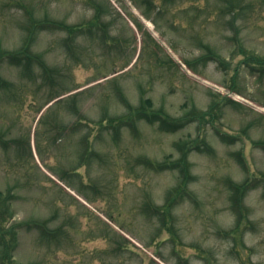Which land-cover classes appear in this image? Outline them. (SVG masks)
Listing matches in <instances>:
<instances>
[{"label":"rangeland","instance_id":"obj_1","mask_svg":"<svg viewBox=\"0 0 264 264\" xmlns=\"http://www.w3.org/2000/svg\"><path fill=\"white\" fill-rule=\"evenodd\" d=\"M22 49L30 65L1 58ZM249 57L264 58V0H0V233L12 260L264 264V188L248 192L250 221L236 228L226 183L264 174V71ZM146 99L214 121L110 125ZM195 139L213 151L192 145L189 194L163 218L153 207L181 175L147 163Z\"/></svg>","mask_w":264,"mask_h":264},{"label":"trees","instance_id":"obj_2","mask_svg":"<svg viewBox=\"0 0 264 264\" xmlns=\"http://www.w3.org/2000/svg\"><path fill=\"white\" fill-rule=\"evenodd\" d=\"M50 22L46 21V25L48 26ZM55 25H58L57 23H53ZM49 24V25H53ZM66 27V26H65ZM68 29V26H67ZM23 50V49H22ZM7 55L8 57H6ZM2 60L7 58L10 63H16L17 65H22L23 63L25 65H30L34 59V56L30 53V51L23 50V51H17V52H6V54H1ZM255 61V63H258L260 65L262 73L264 71V58H251L249 57L247 59V62ZM253 63V62H252ZM254 63V64H255ZM261 73V72H260ZM230 103H233L234 105H239L240 103L230 100ZM128 105L129 108V114L127 115V118L124 116H121L119 118L111 119L110 125L113 126L115 124V121L117 120L120 122V125L129 126L132 129H136V123L138 121L144 120L148 122L151 125L157 124L159 129L161 131L165 132H177L178 130L186 127L191 122H195V120L205 121L207 119V116H210V122H213V116L210 115L207 112H200V113H194V114H186L183 117L180 118H173L169 114H167L164 110L161 109H153V102L150 99H146L142 102V106L139 108L132 107L131 105ZM129 116V117H128ZM221 135V138L224 142L233 141L236 139L235 137H232L233 139H230L228 135ZM199 139L190 140L189 141H182L179 145V149L181 151L180 158H177L176 160H171L170 158L164 162H157L154 163L152 161L148 162V166L152 168L154 171L157 172H163L166 170H178L180 172V182L174 190L169 192L166 198V202L162 207H153L154 212L162 213L163 218L165 215L171 214L172 208L176 204L178 198H184L185 195L188 193V181L192 179L191 175V166L188 161V156L192 152L191 148L194 144L197 150L201 152H207L212 153L213 148L209 146L205 141L201 140L200 144L203 143L205 147H201L200 144H198ZM258 146H260L262 149H264V141L258 142ZM240 158V162L245 168V164L242 161L241 154H238ZM261 181V182H260ZM258 182H260L259 185ZM228 189L230 191V202L231 207L234 213L236 214V228H240L243 223L250 221V210L245 204V197L248 194V192L252 189H254L257 186H263L264 188V174L260 178L254 177V178H246L243 182L238 183L233 181L232 179H228L226 181ZM264 195V193H263ZM2 196V193H0V197ZM5 202H0V218H3V214L5 212V208L2 207V204ZM45 224V223H44ZM38 225L37 227H41L42 234L48 235L50 237H53L55 235L54 232H49L47 228L41 224L36 223ZM10 235L12 234L13 237L17 234L16 230L14 228H9L6 230V232H10ZM231 233H234V231L231 230ZM0 241L2 245V249L0 252V264H16L11 257V253L15 249L13 243H9L7 239L4 238V232L0 233ZM5 259V260H4ZM8 261V262H7Z\"/></svg>","mask_w":264,"mask_h":264}]
</instances>
